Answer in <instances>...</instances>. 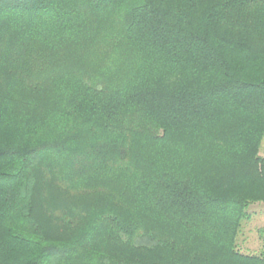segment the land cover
<instances>
[{
  "label": "trees",
  "instance_id": "trees-1",
  "mask_svg": "<svg viewBox=\"0 0 264 264\" xmlns=\"http://www.w3.org/2000/svg\"><path fill=\"white\" fill-rule=\"evenodd\" d=\"M264 0H0V264H264Z\"/></svg>",
  "mask_w": 264,
  "mask_h": 264
},
{
  "label": "rangeland",
  "instance_id": "rangeland-1",
  "mask_svg": "<svg viewBox=\"0 0 264 264\" xmlns=\"http://www.w3.org/2000/svg\"><path fill=\"white\" fill-rule=\"evenodd\" d=\"M260 154L264 156V138ZM250 218L242 222L237 239L238 248L248 254H260L264 249V201L251 204Z\"/></svg>",
  "mask_w": 264,
  "mask_h": 264
}]
</instances>
